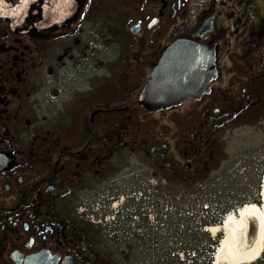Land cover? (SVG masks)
Returning a JSON list of instances; mask_svg holds the SVG:
<instances>
[{
  "label": "flooded vegetation",
  "instance_id": "af4514ba",
  "mask_svg": "<svg viewBox=\"0 0 264 264\" xmlns=\"http://www.w3.org/2000/svg\"><path fill=\"white\" fill-rule=\"evenodd\" d=\"M176 81L203 88L141 102ZM263 179L264 0L0 2V264L164 262L172 204Z\"/></svg>",
  "mask_w": 264,
  "mask_h": 264
},
{
  "label": "rangeland",
  "instance_id": "374dc122",
  "mask_svg": "<svg viewBox=\"0 0 264 264\" xmlns=\"http://www.w3.org/2000/svg\"><path fill=\"white\" fill-rule=\"evenodd\" d=\"M103 17H105V15ZM108 17L110 18L109 13H107V18ZM111 24L114 25V23H111ZM96 29L98 32H103L105 34V37L107 38V44L112 42V39H111L112 35H111L110 31L113 30V26H111L106 21H98L96 24ZM236 136H241V133L236 135ZM237 146H238L237 141H232L231 147L237 149ZM229 179H230V181H232V178H228V176H227V180H229ZM237 184L239 185L240 188H243L244 182H243L242 176H240ZM228 186H229V184H228ZM232 188H234L233 185H232ZM222 189H223L222 192L224 193L222 195H218V194L209 195L208 193L204 195V193H203L197 197H187L185 200V206L182 207V212H180L179 205H176V209H174L173 204H172L171 209H170L169 213L167 214L168 215L167 219L165 221V224L169 223L170 237H167V238L175 239L177 241H183V238L179 237V232H178V229L182 228V224L183 225L185 224L187 227H190L191 230L194 232H196L197 230H200L199 228H202L201 234H199L198 236L195 235L194 237H187V238L185 237L186 239H184V241H185L184 247L171 246V250H173V251L177 250L175 252V256H177V258H179V259H177L178 261H183L180 258V256L178 255L179 253L183 252V250L181 248H185V250H186V253H185L186 257L184 259V260H186V264H208L209 258L213 257L214 252L216 253V251H215L216 248L213 249L211 247V244L207 241V238L203 235V232H207L205 230L206 228L203 227L204 225L202 227H200V226H201V222L203 223L204 221H209V220H210V223H208L209 226L210 225H212V226L217 225V223L214 224V221H217L221 218H224L227 214H230V212L232 213V211L234 210V208H232V207L229 208L228 204L230 206L229 202L234 201L235 197L233 196V194H230V193L225 194V192L228 190L227 185L225 183L222 185ZM249 195H254V191L253 192L250 191ZM220 201L222 202V206L219 204ZM214 203L218 204L217 207H219L221 211L213 212L210 209V207L216 208V205H214ZM224 206H225L226 210H224ZM180 213L182 214V217H180ZM181 218H185V223H184V221L180 220ZM163 228H164V226H163ZM208 236L212 239V242L213 241L215 242L217 240V236L212 237L210 234ZM154 238L160 239L156 235ZM162 238H166V237H161V239ZM122 249H123V247H122ZM122 249H121V251H122ZM129 249L126 248V251ZM179 249H181V250L179 251ZM126 251H124L125 253L122 251V254H125V255L134 254V253H131L128 251L126 253ZM194 251H195V253H194ZM152 254H159V252L157 250H154V252H152ZM171 256L174 257L173 252H171ZM194 257H197V260L194 261L193 260ZM188 258H189V260H187ZM260 260L261 259H259L258 261H256L253 264H259ZM262 260H264V257H262ZM122 264H131V263L122 262ZM132 264H146V263H132ZM148 264H150V263H148ZM151 264H156V263H151Z\"/></svg>",
  "mask_w": 264,
  "mask_h": 264
},
{
  "label": "bare ground",
  "instance_id": "6f19581e",
  "mask_svg": "<svg viewBox=\"0 0 264 264\" xmlns=\"http://www.w3.org/2000/svg\"><path fill=\"white\" fill-rule=\"evenodd\" d=\"M261 203L262 206L248 204L238 212L228 214L223 226L206 227L205 230L212 237L224 232L215 253L214 264H253L259 260L264 247V182ZM249 219L257 220L255 223L258 225L255 241L250 246L247 244Z\"/></svg>",
  "mask_w": 264,
  "mask_h": 264
},
{
  "label": "water",
  "instance_id": "95a60500",
  "mask_svg": "<svg viewBox=\"0 0 264 264\" xmlns=\"http://www.w3.org/2000/svg\"><path fill=\"white\" fill-rule=\"evenodd\" d=\"M174 47H176V48H187L190 46L178 44V45H175ZM192 53L198 54L196 52H192ZM172 55H188V53L187 52L174 51L172 53ZM207 64L204 65L201 70L199 69L197 71V72L201 71L203 73V76H204V73L207 74V76L205 78L206 81H203L204 86L206 85L207 81H209L211 79V76H209L211 68ZM160 84H162V83H160ZM160 84L159 85L157 83L155 84V89L157 91L154 92L153 99L150 98L148 95L149 91L152 89V87L148 91L145 92V94L142 96V99H141V102L144 105L154 106V107H157V109L168 108V107L182 103V101H184L187 97V95H186L187 90L192 91L195 88H197V89L203 88V86L184 85L179 81L172 82L169 85H163V84L160 85ZM263 182H264V179H263ZM237 212H238V210H237ZM223 224H224V222H223ZM254 232H255L254 227H250L248 230V236L250 239H252ZM220 244H221V241H219L218 245H220ZM217 249H218V247H217ZM214 257H215V254H214ZM214 263L215 262H213V264Z\"/></svg>",
  "mask_w": 264,
  "mask_h": 264
},
{
  "label": "trees",
  "instance_id": "16d2710c",
  "mask_svg": "<svg viewBox=\"0 0 264 264\" xmlns=\"http://www.w3.org/2000/svg\"><path fill=\"white\" fill-rule=\"evenodd\" d=\"M182 217V216H180ZM180 220L184 221L185 223V218H181ZM220 220H217V221H214V224L216 223H219ZM208 223H210V220L209 221H204L203 223L201 222V226L202 227L203 225H208ZM181 225V224H180ZM200 230H197L196 232L192 231L190 227H187L185 224L183 225L182 224V228H179L178 229V232H179V237H182L183 240L186 239L187 237H194L195 235L198 236L199 234H201V230L202 228H199ZM203 235L207 238V241L211 244V247L214 249L216 248V246L218 245V238L217 240L214 242H212V239L208 236V232H203ZM186 237V238H185ZM221 237V235L219 236ZM172 252V250L170 251ZM186 252V250H185ZM195 253V251H194ZM195 258V259H194ZM193 260H197V257H194ZM189 260V258L187 259ZM213 262V257L209 258V261H208V264H212ZM132 264V262H130ZM156 264H186V260H183V261H178V260H175L172 256L169 257L168 259L164 260V262H154ZM259 264H264V260H260V263Z\"/></svg>",
  "mask_w": 264,
  "mask_h": 264
},
{
  "label": "snow or ice",
  "instance_id": "6c2138e0",
  "mask_svg": "<svg viewBox=\"0 0 264 264\" xmlns=\"http://www.w3.org/2000/svg\"><path fill=\"white\" fill-rule=\"evenodd\" d=\"M0 2H2V0H0Z\"/></svg>",
  "mask_w": 264,
  "mask_h": 264
}]
</instances>
